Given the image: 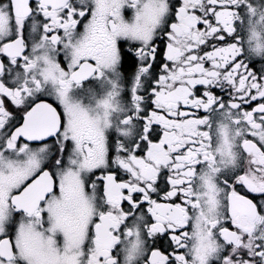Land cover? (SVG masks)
<instances>
[{
	"label": "snow or ice",
	"instance_id": "obj_1",
	"mask_svg": "<svg viewBox=\"0 0 264 264\" xmlns=\"http://www.w3.org/2000/svg\"><path fill=\"white\" fill-rule=\"evenodd\" d=\"M0 264H264V0H0Z\"/></svg>",
	"mask_w": 264,
	"mask_h": 264
}]
</instances>
